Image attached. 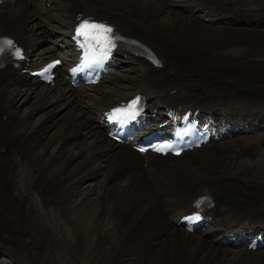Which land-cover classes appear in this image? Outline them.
Segmentation results:
<instances>
[{
	"label": "bare ground",
	"instance_id": "bare-ground-1",
	"mask_svg": "<svg viewBox=\"0 0 264 264\" xmlns=\"http://www.w3.org/2000/svg\"><path fill=\"white\" fill-rule=\"evenodd\" d=\"M83 13L150 47L161 66L118 51L113 71L91 90L70 86L63 68L52 85L29 78L55 57L70 65ZM5 34L27 52L1 62L0 264L72 263L87 254L95 264H264V248L252 251L264 235V57L256 55L263 0H2ZM136 93L150 111L147 130L171 124V109L197 110L210 141L177 158L112 143L101 115ZM17 163L21 171L11 172ZM86 181L93 184L79 192ZM34 191L69 227V249L51 239L53 225L37 224L38 212L26 219L22 204ZM203 197L213 205L197 211ZM190 212L200 214L192 233L177 225ZM20 215L34 228L28 244L22 222L10 219Z\"/></svg>",
	"mask_w": 264,
	"mask_h": 264
},
{
	"label": "rangeland",
	"instance_id": "rangeland-1",
	"mask_svg": "<svg viewBox=\"0 0 264 264\" xmlns=\"http://www.w3.org/2000/svg\"><path fill=\"white\" fill-rule=\"evenodd\" d=\"M264 1V0H263ZM258 3H262L261 1L260 2H258ZM42 8V7H41ZM255 18V17H254ZM256 19V18H255ZM52 42V41H51ZM48 43H45V46H48L47 45ZM252 52H254L253 50H252ZM256 52H257V54H256ZM256 52H255V54L256 55H260V56H262V57H264V47H257L256 48ZM236 55H240L238 52H236ZM258 55V56H259ZM254 93V92H253ZM8 125V123H6V126ZM249 136H251V137H255L256 136V134H249ZM20 140V138L18 139V141ZM17 141V142H18ZM20 142V144L22 143V140H20L19 141ZM223 143H225V142H223ZM3 151L4 150H1L0 151V153L2 154L3 153ZM15 153H18V149L17 150H15ZM3 155V154H2ZM249 162V161H248ZM247 162V163H248ZM243 164L244 163H239V166H240V168H244L243 167ZM248 166H246L245 168H247ZM21 169H22V165H21V163H17V165L11 170V172H14V171H16L17 172V170H18V173L21 171ZM242 170V169H241ZM121 171H123V169H121ZM25 171H22L20 174H19V180H20V183H17L16 182V184H17V186H19L20 188H22V184H21V181H22V178H23V173H24ZM31 173V172H30ZM29 173V174H30ZM128 173H131V172H128ZM13 175H16V174H13ZM124 175V174H123ZM30 176H32V174H30ZM126 176V175H125ZM93 184V182L92 181H86L84 184H82L80 187H79V189H78V191L79 192H83V190L85 189V186H87V185H91V184ZM77 191V192H78ZM35 196V197H34ZM36 197H38V198H40V199H43L44 198V193H40V192H38V191H34V193H33V196H31V197H29V198H27L26 200H25V202H23V204H22V209H23V212H24V215L26 216V219H29V217H31L33 214H34V212H38L37 214L39 215V217L37 218V224H44V225H48V224H51V225H53V228L55 229H52V232H53V236L51 237V239L54 241V242H57V243H59V244H63V246L64 247H66V248H64V249H67L68 248V244L66 243V241H67V239H68V241H72L73 239H72V234H71V232H70V229H69V227H67L64 223H62V220H61V218L59 217V214H56V213H58V211H56L57 209L56 208H54V207H45V206H42L41 204H40V201L38 200V198H36ZM11 220H13V221H15V222H22V228H23V231H24V233H23V238L22 239H24L23 240V242H25V244H28L29 242H31V241H35V239H36V236H35V233H34V228H33V225H32V222H30V221H24V219H23V216H13L12 218H10ZM16 219H18L17 221H16ZM25 225H28L29 227H31V228H29V230H24V226ZM50 230H51V227L49 228ZM69 249V248H68ZM69 251V250H68ZM67 251V253H68V255H69V252ZM259 252H263V251H259ZM259 252H257V253H259ZM245 253H247V252H245ZM245 253H243V254H245ZM242 254V255H243ZM255 254V253H254ZM59 259H56V261H55V263H53V264H57V262H59L58 264H95L93 261H92V259H91V255L90 254H87V255H85L84 257H83V259H81V258H78V257H74V261L72 262V263H69V262H60V261H58ZM10 264V263H8V262H5V264Z\"/></svg>",
	"mask_w": 264,
	"mask_h": 264
},
{
	"label": "snow or ice",
	"instance_id": "snow-or-ice-1",
	"mask_svg": "<svg viewBox=\"0 0 264 264\" xmlns=\"http://www.w3.org/2000/svg\"><path fill=\"white\" fill-rule=\"evenodd\" d=\"M91 27H98V26L92 25ZM102 30H103L104 32H111V29H110V28H103ZM81 34H83V33H81ZM7 43H11V42L9 41V42H7Z\"/></svg>",
	"mask_w": 264,
	"mask_h": 264
}]
</instances>
